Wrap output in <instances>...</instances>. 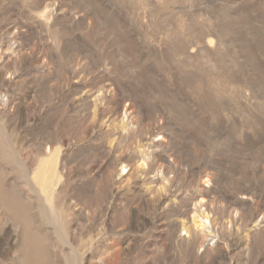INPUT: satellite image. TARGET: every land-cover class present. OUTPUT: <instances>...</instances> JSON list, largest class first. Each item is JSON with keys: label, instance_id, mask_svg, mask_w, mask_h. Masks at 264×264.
Returning <instances> with one entry per match:
<instances>
[{"label": "rangeland", "instance_id": "374dc122", "mask_svg": "<svg viewBox=\"0 0 264 264\" xmlns=\"http://www.w3.org/2000/svg\"><path fill=\"white\" fill-rule=\"evenodd\" d=\"M0 264H264V0H0Z\"/></svg>", "mask_w": 264, "mask_h": 264}]
</instances>
